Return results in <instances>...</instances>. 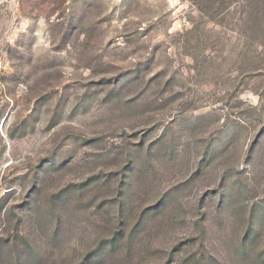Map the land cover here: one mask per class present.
Segmentation results:
<instances>
[{
	"label": "rangeland",
	"instance_id": "obj_1",
	"mask_svg": "<svg viewBox=\"0 0 264 264\" xmlns=\"http://www.w3.org/2000/svg\"><path fill=\"white\" fill-rule=\"evenodd\" d=\"M0 264H264V0H0Z\"/></svg>",
	"mask_w": 264,
	"mask_h": 264
}]
</instances>
